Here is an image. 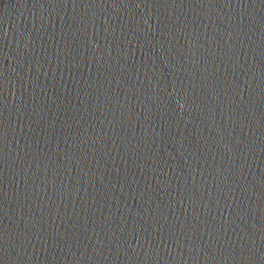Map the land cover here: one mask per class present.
<instances>
[{
	"label": "water",
	"instance_id": "95a60500",
	"mask_svg": "<svg viewBox=\"0 0 264 264\" xmlns=\"http://www.w3.org/2000/svg\"><path fill=\"white\" fill-rule=\"evenodd\" d=\"M0 264H264V0H0Z\"/></svg>",
	"mask_w": 264,
	"mask_h": 264
}]
</instances>
